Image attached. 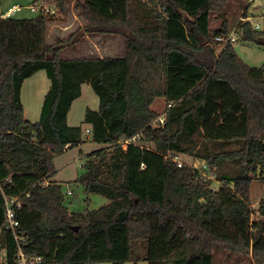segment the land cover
I'll use <instances>...</instances> for the list:
<instances>
[{"label":"trees","instance_id":"obj_1","mask_svg":"<svg viewBox=\"0 0 264 264\" xmlns=\"http://www.w3.org/2000/svg\"><path fill=\"white\" fill-rule=\"evenodd\" d=\"M51 1L58 15L67 13L70 0ZM72 1L85 23L54 41L48 34L55 15L0 17V247L8 252L0 264H18L19 246L44 264H137L150 255L153 223L171 228L169 242L180 234L184 242L159 264H215L219 250L264 264V244L252 243L264 239V198L259 219L252 218L248 201L253 177L264 181V66L247 64L234 43L219 55L213 48L214 37L230 31L226 13L232 3L250 0ZM248 6L244 18L250 17ZM214 15L220 24L212 29ZM238 26L239 40L264 45L250 20ZM86 34L123 36L125 54L61 56ZM40 70L50 87L34 122L25 116L22 87ZM84 83L100 106L87 108L83 123L90 125L92 142L105 146L87 154L85 172L75 182L109 202L71 212L62 185L51 178L54 157L87 141L82 126L68 123ZM160 97L172 107L165 124L156 126L152 104ZM199 133L204 152L192 138L187 145L183 140ZM137 134L141 145L120 142ZM219 142L239 147L220 149ZM182 152L219 169L231 164L236 174H222L229 185L213 190L194 168L178 165ZM13 198L15 233L5 226Z\"/></svg>","mask_w":264,"mask_h":264},{"label":"rangeland","instance_id":"obj_2","mask_svg":"<svg viewBox=\"0 0 264 264\" xmlns=\"http://www.w3.org/2000/svg\"><path fill=\"white\" fill-rule=\"evenodd\" d=\"M32 0H2L0 5V10L5 11L14 5H21L22 10L17 11L14 15L31 17L36 13L31 12L28 9V5ZM246 3V2H245ZM248 6V15L252 22H262L264 21V0H250ZM246 3V4H247ZM245 4V5H246ZM245 5H240L237 3H232L229 7L226 15L229 20V28H232L241 17L245 14ZM78 12L75 10L74 1L70 0L68 2V10L65 15L61 17L60 15H55V20L51 22L49 28V39L53 41L57 36L68 37L74 33L80 26ZM220 21L217 19V16L214 15L211 23V28L215 29L219 26ZM66 27H68L66 29ZM66 29V30H65ZM214 45V44H213ZM215 54L219 55L222 51L221 46L214 45ZM115 52L120 51V44L116 43L114 46ZM235 49L239 57L242 58L247 64L256 67L264 66V45H259L255 42H248L243 40H238L235 43ZM89 53H83L76 50V48L67 47L61 52L63 58H81L88 56ZM50 85V79L46 74L45 70H40L35 73L30 79H27L22 87V101L25 106V116L31 121H38L40 117L41 106L45 94L48 91ZM35 87V88H34ZM34 90L37 91L34 94ZM99 97L94 92L92 86L88 83L82 85V95L76 99L70 109L68 123L70 125H80L83 127V138L87 141L75 148L68 149L58 155L53 159L55 165V173L51 178L53 181L59 182L64 193L69 190L72 191L71 194L65 193V203L68 209L71 212H84L87 209H98L99 207L107 204L109 199L99 195V194H88L83 185L76 183V179L85 172L84 164L87 154L93 150L102 148L105 144L95 143L91 140V135L87 130H89V125L83 123L85 111L87 108L94 110L99 109ZM158 116L162 114L165 108L168 106V103L165 98H157V101L154 105ZM193 139L195 146L198 151H205V140L203 134L199 133L194 136H189L186 134L183 137L184 143L186 145L189 141ZM145 146L153 147L154 143L145 142ZM218 147L225 148L226 150H233L239 147L237 142H219ZM179 161H182L183 164H186L190 167L201 168L203 165V159L198 158L194 155L188 153H177ZM175 157V158H176ZM206 162V161H205ZM207 163V162H206ZM235 166L226 165L225 168L219 169L214 166H209V172L214 174L213 178L204 179V183H209V186L213 190H218L221 186H226L225 181L221 180V175L227 173L232 176L236 174ZM233 190H235L234 184H231ZM249 193V204L254 210L252 216L253 219H259V203L262 198H264V181L262 177L256 176L253 177L251 182L248 185ZM171 228H162L155 226L153 223L152 226V235L153 239L151 242L152 249L150 255L147 258L140 260L137 264H159L163 259L169 256L176 255L183 246V236L180 234L179 237L175 238L173 241L169 242L166 235L169 234ZM168 232V233H165ZM254 246H261L264 244L263 238H254L252 241ZM141 257L146 255L142 247H137L135 249ZM8 252L5 247H0V262H6L8 260ZM251 260L249 257L235 254L229 250H219L215 252V264H250ZM97 264H112L111 262H102ZM124 264H134L133 262H126Z\"/></svg>","mask_w":264,"mask_h":264},{"label":"built area","instance_id":"obj_3","mask_svg":"<svg viewBox=\"0 0 264 264\" xmlns=\"http://www.w3.org/2000/svg\"><path fill=\"white\" fill-rule=\"evenodd\" d=\"M28 9L31 12H34L36 14L42 13L47 15H58V9L56 4L51 0H34L28 5ZM22 6L21 5H14L13 7L8 8L5 11L0 10V17L6 18L9 16H13L17 11H21ZM250 20V17L244 18L241 17L240 20L232 27L230 28V31L227 34L218 35L214 37V45L221 46L220 49L225 48V46L229 43H236L240 38V28L238 24L240 22H244ZM254 30L261 32L264 37V21L262 22H252L250 20ZM223 50V49H222ZM172 107V104H168V106L165 108L164 112L160 114L155 121L153 122L156 126H161L165 124L166 117L169 113V109ZM89 132V130H87ZM140 134L134 135L129 138L122 139L120 142L123 144L124 147H127L128 144H137L141 145L142 143L139 141ZM179 158H175V160L178 162L179 166H182L183 162L178 160ZM194 168V167H193ZM198 173L200 174V178L206 179V178H213L214 174L209 172V165L208 163L203 161V165L201 168H198L197 166L194 168ZM225 185H229L225 182ZM66 194H71L72 191L67 190L65 192ZM17 202L16 199H8L7 200V211H6V229L12 230L15 233V228L18 225V221L15 219V212L14 208L12 207L13 204ZM16 238L17 235H16ZM17 263L18 264H44L43 257H32L28 258L24 254L22 248L19 246L18 252H17Z\"/></svg>","mask_w":264,"mask_h":264},{"label":"crops","instance_id":"obj_4","mask_svg":"<svg viewBox=\"0 0 264 264\" xmlns=\"http://www.w3.org/2000/svg\"><path fill=\"white\" fill-rule=\"evenodd\" d=\"M62 16L63 15H61V17ZM79 21H80V26L79 27L83 26L85 22L83 21V19L80 16H79ZM67 28L68 27H66V29ZM57 37H61V36H57ZM48 39H49V34H48ZM49 41H50V39H49ZM116 43L120 44V51H118V52H115V49H114V46H115ZM76 50L79 51V52H83L84 54L88 52L89 55L85 56V57L122 56V55L125 54V38L123 36L114 35V34H108V35H105V36L99 35V34H86L82 38L81 42H79ZM81 58H83V57H81ZM28 79H30V78H28ZM49 87H50V85H49ZM36 92L37 91L34 90V94H36ZM160 98H164V97H160ZM156 101H157V99L152 104V108L154 110H155V108H154L155 106L154 105H155ZM24 109H25V106H24ZM40 113H41V111H40ZM69 114H70V112H69ZM69 114H68V119H69ZM87 125H89V124H87ZM89 127H90V125H89Z\"/></svg>","mask_w":264,"mask_h":264},{"label":"water","instance_id":"obj_5","mask_svg":"<svg viewBox=\"0 0 264 264\" xmlns=\"http://www.w3.org/2000/svg\"><path fill=\"white\" fill-rule=\"evenodd\" d=\"M73 228H74L75 230H77V229H78V227H77V226H74Z\"/></svg>","mask_w":264,"mask_h":264}]
</instances>
